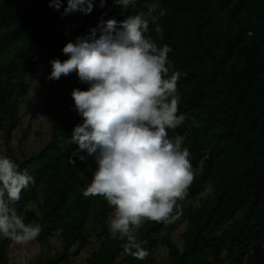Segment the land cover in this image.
I'll use <instances>...</instances> for the list:
<instances>
[{
    "label": "rangeland",
    "instance_id": "obj_1",
    "mask_svg": "<svg viewBox=\"0 0 264 264\" xmlns=\"http://www.w3.org/2000/svg\"><path fill=\"white\" fill-rule=\"evenodd\" d=\"M3 1L0 0V5ZM206 1L210 9L209 20L202 27L204 43L216 44L221 54L226 48L232 47L235 56L225 70H216L217 64L206 58L194 63L187 72H180L177 92L181 99L177 114H185L186 119L177 128L169 129L168 135L183 136V147H187L189 152L193 150L189 160L194 180L185 198L178 202L182 214L174 223L164 224L159 232L145 236L140 231H149L152 222L140 225L136 235L141 247L149 253L145 260L135 259L124 249L112 264H172L171 248L183 251L189 246L196 227L213 209L216 195L224 183L238 175L247 164L241 146V125L253 113L245 108L243 102L244 99L248 102L249 97L238 95L242 88H235L234 94H231L228 85L232 81L230 71L243 67L249 57L261 52L263 55L257 59L260 63L257 76L260 79L264 77V0ZM175 2L178 3L180 14L173 18V35L177 37L179 54H184L188 36L199 28L198 18L190 9L188 0H137L134 11L128 12L126 9L120 13V21L147 11L149 4L158 3L157 13L160 9H165L166 12L155 23H149L147 35L159 46L167 19L174 12ZM157 25L161 27L162 34L155 31ZM10 30L7 27L0 28V36ZM22 46V41L12 43L0 54V64L16 56ZM24 58L27 68H20L11 75L0 78L1 86H11L14 89L10 109L0 120V155L11 158L21 170L27 169L35 180L34 184L22 190L20 200L14 207L26 223H37L43 227L48 203H52L59 188L71 182L73 190L64 214L51 235L45 237V230L42 228L38 238L26 245L0 239V253L5 256V264H47L48 260L67 248V259L60 264H99L108 246L117 243L124 246L126 240L118 235H110L108 224L112 209L106 201L100 196L85 198L82 195L96 170L94 158L87 157L85 161L77 162V158L72 155L77 145L62 140L47 110L46 100L54 81H49L46 77L51 71L48 61L55 59L54 54L47 45H43L34 52L24 54ZM210 73H215V77H209ZM74 88L86 90L87 85L80 83L76 77L64 105L62 121L65 125L69 120L75 123L78 119L70 95ZM9 128L12 130L8 137ZM251 138L259 144L264 143V116L259 129ZM54 142L66 148V156L56 172L38 178L35 172L43 165L34 158ZM70 158L74 163L69 162ZM73 175L77 177L70 181ZM82 208L86 213L84 219L79 221L83 224L78 230L73 225L82 214L79 212ZM247 218L240 209L231 219L218 226L215 234L232 235V244L222 247L217 255L212 249L207 250L201 257L193 258L190 264H236L237 260L246 263L252 253V246L257 241L248 234L252 221ZM79 231L85 239L84 244L80 238L77 239ZM238 246L242 249H238Z\"/></svg>",
    "mask_w": 264,
    "mask_h": 264
},
{
    "label": "clouds",
    "instance_id": "obj_2",
    "mask_svg": "<svg viewBox=\"0 0 264 264\" xmlns=\"http://www.w3.org/2000/svg\"><path fill=\"white\" fill-rule=\"evenodd\" d=\"M137 0H113L122 10ZM107 0H49L48 7L61 16L88 15ZM158 3L124 20L103 19L86 34L66 43L61 52L68 58L49 60V81L75 73L86 90L70 93L73 110L82 122L74 126L69 144L80 161L93 157L96 170L82 195L102 197L112 209L108 229L126 240L125 252L143 261L149 255L138 242L136 230L148 222L174 223L182 214L178 203L194 180L190 152L184 137H169L185 114H177L181 73L172 71L168 45L157 46L147 35L149 23L163 16ZM155 31L162 34L159 25ZM38 83V81L33 80ZM83 153V154H81ZM70 163L74 161L70 158ZM35 180L9 157L0 155V239L18 245L35 241L42 231L26 223L14 205Z\"/></svg>",
    "mask_w": 264,
    "mask_h": 264
},
{
    "label": "trees",
    "instance_id": "obj_3",
    "mask_svg": "<svg viewBox=\"0 0 264 264\" xmlns=\"http://www.w3.org/2000/svg\"><path fill=\"white\" fill-rule=\"evenodd\" d=\"M188 1L190 9L198 18L197 27L199 28L188 36L185 42L184 54H179L180 48L176 43L177 37L173 35V18L180 14L177 2L173 4L174 12L167 19V25L159 44V46L166 44L171 48L168 53V59L171 61L169 75L172 71L187 72L194 63L206 58L217 64L216 70H225L235 56L234 49L232 47L226 48L221 54L219 47L216 48V44L212 42L204 43L205 36L202 27L209 20L208 11L210 7L206 0ZM48 4L49 0H4L1 3L0 28L7 27L11 30L1 33L0 54L5 52L15 41H22L23 46L16 56L0 64V78L9 76L20 68H27L24 54L34 52L43 45L49 47L55 59L66 60L68 57L61 52L66 43L74 41L77 36L86 34L89 28L95 27L102 14L106 13V15H103L105 20L114 18L120 21V13L123 11L119 5L113 3V0H107L105 8L94 7V10L88 15L73 13L62 17L63 7L56 11L48 7ZM62 4L66 6V0H62ZM96 4H99V0H96ZM134 7L129 6L128 12L134 11ZM215 34L218 35V32ZM262 55L263 52L257 53L249 57L243 67L231 70L232 81L228 85L231 94H234L235 88H242V92L238 95L249 97L248 102L245 99L243 102L245 108L250 109L253 113L252 117H249L241 125V146L245 152L247 164L238 175L224 183L216 195L213 209L196 227L189 246L183 251L175 247L171 248L170 258L172 264H190L193 258L201 257L207 250L212 249L217 255L222 247L231 245L233 242L232 235H216L215 233L218 226L231 219L240 209L245 212L248 221H252V224L248 227V234L257 241L252 246V253L249 255L247 262L242 263V261L237 260L236 264H264V143L259 144L251 138L259 129L261 119L264 116V77L260 79L257 76V72L260 70V63L257 59L258 56ZM215 75V73H210L209 77L214 78ZM76 77L77 75L72 73L55 80L46 100L47 110L52 118L54 128L59 131V136L65 141L71 137L74 126L82 122L79 116L75 123L69 120L68 124L65 125L62 121L68 92L72 89ZM13 96L14 89L11 86L0 85V120L3 114L10 109ZM11 130L10 128L7 130L8 137ZM192 153L193 150L191 149L190 156ZM65 156L66 148L60 147L58 142L52 143L34 158L43 165L35 172V175L41 178L53 174L62 164ZM77 162L81 163L82 161L77 159ZM76 177L77 175H73L70 177V181L75 180ZM72 190L73 184L71 182L65 183L57 191L52 203H48V210L42 224L45 237L56 230L57 223L63 216L71 199ZM79 212L82 214L77 217V223L73 225V228L75 227L78 230L82 227L83 223L79 221L84 219L86 210L82 208ZM31 214L33 215V213ZM151 222L149 231L146 229L140 231L144 236L148 233L159 232L166 224L164 222ZM76 236L77 239H81L82 244L85 243L80 231ZM238 249L242 248L238 246ZM123 250L124 246H121L120 243L108 246L102 254L99 264H112ZM67 254L66 248L63 253L57 254L46 263L60 264L67 259ZM241 254L244 253L241 252ZM5 262L4 254L0 253V264H5Z\"/></svg>",
    "mask_w": 264,
    "mask_h": 264
}]
</instances>
